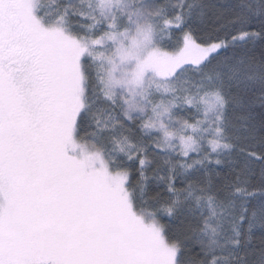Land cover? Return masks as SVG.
I'll return each instance as SVG.
<instances>
[{
  "label": "snow or ice",
  "instance_id": "obj_1",
  "mask_svg": "<svg viewBox=\"0 0 264 264\" xmlns=\"http://www.w3.org/2000/svg\"><path fill=\"white\" fill-rule=\"evenodd\" d=\"M0 264H264V0H0Z\"/></svg>",
  "mask_w": 264,
  "mask_h": 264
}]
</instances>
